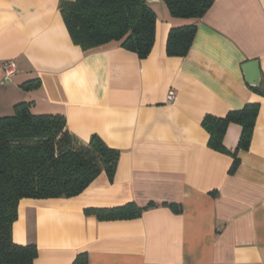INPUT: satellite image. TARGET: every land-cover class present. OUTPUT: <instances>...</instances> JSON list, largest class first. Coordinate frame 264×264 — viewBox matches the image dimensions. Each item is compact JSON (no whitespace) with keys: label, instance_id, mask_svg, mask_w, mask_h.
Here are the masks:
<instances>
[{"label":"crops","instance_id":"1","mask_svg":"<svg viewBox=\"0 0 264 264\" xmlns=\"http://www.w3.org/2000/svg\"><path fill=\"white\" fill-rule=\"evenodd\" d=\"M60 1L74 0H0V117L29 103L32 114L62 115L78 139L98 136L120 155L112 181L102 173L75 197L20 200L12 241L36 247L33 264L79 255L87 264H264V0H213L199 20L147 2L156 23L145 59L117 42L84 52ZM190 24L186 56H167L169 31ZM248 62L257 64V87L242 69ZM246 104L258 105L248 149L236 151L234 123L222 138L228 154L208 148L204 117ZM129 203L155 206L129 220L86 212Z\"/></svg>","mask_w":264,"mask_h":264},{"label":"trees","instance_id":"2","mask_svg":"<svg viewBox=\"0 0 264 264\" xmlns=\"http://www.w3.org/2000/svg\"><path fill=\"white\" fill-rule=\"evenodd\" d=\"M173 18L199 20L213 0H162ZM72 43L91 52L110 42L145 59L152 49L156 16L146 0H74L58 5ZM194 24L172 28L166 39L169 57H184L192 44ZM30 82L24 83L28 85ZM29 103L13 107V114L0 117V264H33L37 256L34 245L12 241V225L22 199L71 198L79 195L98 175L112 181L119 151L109 148L98 136L81 141L66 129L62 115H34ZM258 114L257 104H246L241 110L223 118L206 116L201 122L208 133V148L228 154L222 145L226 127L240 126L237 150L249 147ZM238 165L234 157L229 173ZM155 205L139 208L133 203L113 209H90L99 220H129ZM174 213L181 208L161 204ZM72 264H87L79 255Z\"/></svg>","mask_w":264,"mask_h":264},{"label":"water","instance_id":"3","mask_svg":"<svg viewBox=\"0 0 264 264\" xmlns=\"http://www.w3.org/2000/svg\"><path fill=\"white\" fill-rule=\"evenodd\" d=\"M147 2H151L152 0H146ZM247 76L248 83L253 86H258L259 74L257 70V64L255 62H248L244 64L242 68Z\"/></svg>","mask_w":264,"mask_h":264},{"label":"built area","instance_id":"4","mask_svg":"<svg viewBox=\"0 0 264 264\" xmlns=\"http://www.w3.org/2000/svg\"><path fill=\"white\" fill-rule=\"evenodd\" d=\"M2 72L4 73V76L6 78H9L13 73L15 69V65L12 62H7L2 65ZM175 99V94L173 91H169L166 95V102L167 103H173Z\"/></svg>","mask_w":264,"mask_h":264}]
</instances>
